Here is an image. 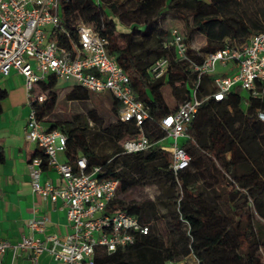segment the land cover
Segmentation results:
<instances>
[{
    "label": "trees",
    "instance_id": "trees-1",
    "mask_svg": "<svg viewBox=\"0 0 264 264\" xmlns=\"http://www.w3.org/2000/svg\"><path fill=\"white\" fill-rule=\"evenodd\" d=\"M232 1L243 14L242 5L255 10L243 16L230 10ZM58 14L60 28L73 39L78 23L92 26L104 39L109 54L129 75L137 98L147 107L149 118L143 129L153 141L164 135L158 121L189 99L197 79L187 63L173 60L165 78L155 80L150 75L153 62L166 56L163 43L169 35L164 28L168 19L181 21L190 45L195 35L204 39V45L189 50L196 63L222 48L227 38L236 46L264 32V0H59ZM118 24L128 30L118 31ZM58 37L67 44L63 33ZM212 79V75H200L199 95L213 90L208 89ZM165 87L173 106L164 99ZM32 93L45 95L42 102L31 99L29 105L44 129L58 130L66 137V162L74 168L76 159L84 157L86 171L98 168L99 179L118 181L107 212H125L148 228L146 234L134 233L131 244L114 251L96 246L92 264H188L191 256L198 264H264V122L257 117L264 101L246 104L247 96L239 87L223 101H205L187 127V139L179 143L190 156L192 169L174 175L166 149L123 151L122 143L136 138L138 130L117 118L119 105L110 94L111 108L103 109L113 122H108L104 133L113 146L109 153L99 154L90 147L86 117L76 115L61 124L49 119L58 100L52 77L36 85ZM89 96L75 85L65 99L84 101ZM3 98L0 93V113ZM233 144L245 157L243 171L236 172L225 157ZM150 184L159 187L163 199L136 202L128 197L131 191Z\"/></svg>",
    "mask_w": 264,
    "mask_h": 264
},
{
    "label": "built area",
    "instance_id": "built-area-1",
    "mask_svg": "<svg viewBox=\"0 0 264 264\" xmlns=\"http://www.w3.org/2000/svg\"><path fill=\"white\" fill-rule=\"evenodd\" d=\"M58 11L59 0H0V79L12 71L22 76L29 105L31 99L44 100L43 93H32L34 85L51 77L72 82L89 93L110 94L119 105L117 118L138 130L136 138L122 143L123 151L146 152L155 146L166 149L169 141L170 169L174 175L192 169L190 156L179 143L187 139V127L205 101L209 98L223 101L235 87L247 92L246 104L250 100L264 101V32L237 46L225 41L222 48L205 54L196 63L189 50L197 49L187 42L179 28L171 27L163 43L166 56L153 62L150 75L155 80L165 78L173 60L187 63L197 79L189 99L158 121L164 135L153 141L143 129L149 118L147 107L137 98L129 75L109 54L104 39L84 23L76 25V39H73L60 28ZM59 33H63L66 45L59 40ZM216 64L230 73L214 75L213 90L208 95H199L200 75H212ZM257 117L264 122V110L259 109ZM25 140L35 144L41 153L29 161L32 191L51 202L62 201L71 232L62 237L45 234V219L33 218L27 224L29 235L21 237L17 244L0 241V264L9 248L27 250L33 264L43 252L49 253L58 264H92L96 246L114 251L131 244L134 233L148 232L146 226L125 212H107L116 195L117 180L99 179L98 168L86 171L84 157L76 159L74 168L57 159V153L64 152L66 137L58 130L46 131L32 108L27 115ZM43 162L59 175L60 185L40 183ZM188 264L198 261L191 256Z\"/></svg>",
    "mask_w": 264,
    "mask_h": 264
},
{
    "label": "crops",
    "instance_id": "crops-1",
    "mask_svg": "<svg viewBox=\"0 0 264 264\" xmlns=\"http://www.w3.org/2000/svg\"><path fill=\"white\" fill-rule=\"evenodd\" d=\"M123 29L126 31L128 27L123 26ZM204 44L203 39L202 45ZM229 73L230 71L224 69L221 74ZM53 80L54 84L61 82L55 78ZM165 92L163 90L165 101L172 105L174 103L172 96L166 97ZM0 93L4 95L0 113V241L10 245L17 244L21 237L29 235L27 224L33 218L45 219V234L62 237L71 232L62 201L51 202L49 199L41 198L33 193L31 188L29 161L39 149L35 144L25 140V126L30 106L23 77L12 71L8 77L1 78ZM57 159L60 162L66 161L63 152L57 153ZM39 181L40 183L48 181L53 185L61 184L59 175L48 167L41 171ZM39 237L42 238L43 235ZM1 264L33 262L27 250L9 248L2 255ZM36 264L58 263L49 253L43 252L38 256Z\"/></svg>",
    "mask_w": 264,
    "mask_h": 264
},
{
    "label": "rangeland",
    "instance_id": "rangeland-1",
    "mask_svg": "<svg viewBox=\"0 0 264 264\" xmlns=\"http://www.w3.org/2000/svg\"><path fill=\"white\" fill-rule=\"evenodd\" d=\"M205 1V0H204ZM209 1V0H206ZM230 10L236 11L237 13H241L238 8H236V4L232 1L229 4ZM248 8V9H247ZM245 8L243 5L241 9L246 11L247 15H252L253 10L250 7ZM245 13H241L245 16ZM253 17V16H252ZM189 19H191L189 17ZM171 27H177L181 30L182 23L179 19H168L165 22L164 28L170 29ZM118 31H125L123 26L120 24L117 25ZM169 36V35H168ZM229 43L231 39H225ZM192 47L197 49L198 47L202 46L203 38L200 35H195L192 41ZM224 71L218 64H216V69L212 75H219ZM56 81V80H55ZM74 84L72 82H58L54 84V87L58 91V100L56 104V108L54 112L51 114L49 119L51 121H65L67 118L74 117L76 115H80L86 117L88 119L89 125V133H88V140L90 142V147L97 153H109L112 149V141L108 138L107 134L104 133V128L107 126L108 122H113V119L110 118L104 111V109H110L111 104L109 103V95L108 93L102 94H93L89 96L88 99L84 101H67L65 99L66 93L71 89ZM36 85H34V89ZM212 88V84L208 86V89ZM190 89V87H189ZM191 90V89H190ZM164 91H166V97H170V90L165 87ZM192 91V90H191ZM243 96H247L246 91H242ZM175 105V102L172 106ZM104 108V109H103ZM91 118L96 119V123H94ZM169 141L166 143V150L170 151L171 147L168 145ZM226 159L232 162V165L236 172L243 171L245 168L246 160L240 149L237 145L233 144L230 151L226 154ZM217 168L220 166V162H215ZM205 176V174H204ZM206 177V176H205ZM128 197L133 201H140V200H149V201H156L158 198L163 199V195L158 186L156 185H148L144 188H138L131 191Z\"/></svg>",
    "mask_w": 264,
    "mask_h": 264
}]
</instances>
